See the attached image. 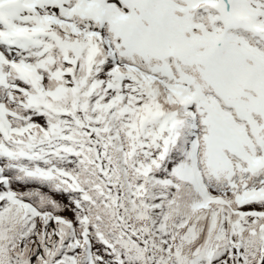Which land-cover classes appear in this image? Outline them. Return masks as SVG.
Instances as JSON below:
<instances>
[{
  "label": "snow or ice",
  "instance_id": "6c2138e0",
  "mask_svg": "<svg viewBox=\"0 0 264 264\" xmlns=\"http://www.w3.org/2000/svg\"><path fill=\"white\" fill-rule=\"evenodd\" d=\"M0 264H264V0H0Z\"/></svg>",
  "mask_w": 264,
  "mask_h": 264
}]
</instances>
